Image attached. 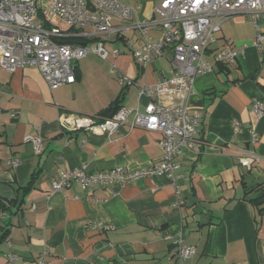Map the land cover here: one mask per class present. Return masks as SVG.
Segmentation results:
<instances>
[{"label": "crops", "instance_id": "crops-1", "mask_svg": "<svg viewBox=\"0 0 264 264\" xmlns=\"http://www.w3.org/2000/svg\"><path fill=\"white\" fill-rule=\"evenodd\" d=\"M119 1L135 8V18L112 19L121 30L106 41L109 57L90 53L76 61L74 83L52 89L36 66L13 72L0 66V235L8 230L0 238V264H264V215L250 202L264 192V114L253 110L255 98L264 102V43L253 44L258 28L247 12L223 23L205 56L213 69L199 74L195 92L184 96L189 109L201 113V146L179 159L178 185L151 175L92 193L71 182L52 193L66 170L132 171L162 158L158 132L125 124L108 136L69 131L61 122L75 114L104 117L117 104L143 110L148 98L139 87L172 71L170 47L146 65L132 53L144 43L134 20L158 18L159 0ZM258 24L264 33V12ZM148 35L156 39L159 26H150ZM70 39L96 44L92 26L74 30ZM225 46L241 50L229 65L215 58ZM120 73L134 81L122 83ZM29 135L42 138V154L26 141ZM249 150L260 158L252 166L239 160ZM179 236L196 247L191 258H179Z\"/></svg>", "mask_w": 264, "mask_h": 264}, {"label": "built area", "instance_id": "built-area-1", "mask_svg": "<svg viewBox=\"0 0 264 264\" xmlns=\"http://www.w3.org/2000/svg\"><path fill=\"white\" fill-rule=\"evenodd\" d=\"M46 6L47 10H44L37 0H0V66L12 72L27 65L36 66L52 89L74 83L75 62L88 54L95 53L104 59L109 57L106 41L111 34L121 30L113 23L114 17L132 19L136 16L134 7L119 0H47ZM154 11L158 18L134 20L133 28L139 30L144 43L140 48L132 49L133 57L138 64L146 65L170 47L173 68L156 83L139 87L140 95L148 98L144 109L121 106L110 117L75 114L71 122L67 117H62L61 122L69 131L84 129L108 136L119 132L125 124L158 132L161 134V160L149 168L132 171L123 166L95 172H88L84 167L66 170L53 183L52 193L71 182H78L84 191L92 193L97 186H125L151 175H166L178 185L183 177L178 173L179 159L186 150L201 146L196 137L202 128L201 113L191 111L184 96L195 92L194 83L199 74L213 69L205 56L223 23L235 13L247 12L258 28L253 44L261 48L264 43V33L258 24L264 12V0H159ZM152 25L159 26L156 39L148 35ZM90 26L96 39L95 47L71 41L74 30ZM129 45H132L131 40ZM240 52L238 48L225 46L215 53V58L217 62L229 65L236 61ZM119 77L125 84L134 81L124 73ZM163 97L170 98V102H163ZM253 110L259 115L264 114V102L255 98ZM10 113L13 117L17 114L15 110ZM235 128H239L238 123ZM25 139L33 143L36 154L45 150L42 138L29 135ZM252 140H257L256 132H253ZM239 160L252 166L260 158L249 150L242 153ZM11 163L17 166L20 160L14 159ZM176 246L181 260L196 253V247L185 244L182 236L177 238ZM8 256L12 261L18 259L11 253ZM41 264L50 262L42 260Z\"/></svg>", "mask_w": 264, "mask_h": 264}, {"label": "trees", "instance_id": "trees-1", "mask_svg": "<svg viewBox=\"0 0 264 264\" xmlns=\"http://www.w3.org/2000/svg\"><path fill=\"white\" fill-rule=\"evenodd\" d=\"M121 107L120 104L111 106L107 111H106V116H104V118L106 117H110L113 116ZM250 202H252L254 204V206L256 207V210L258 212L259 215H264V192H260L256 197L251 198ZM7 231H4L1 235L0 238H6L7 236Z\"/></svg>", "mask_w": 264, "mask_h": 264}, {"label": "rangeland", "instance_id": "rangeland-1", "mask_svg": "<svg viewBox=\"0 0 264 264\" xmlns=\"http://www.w3.org/2000/svg\"><path fill=\"white\" fill-rule=\"evenodd\" d=\"M38 2H39V5L41 6V7H43V9L44 10H47V6H46V1L47 0H37ZM110 44V43H109ZM116 45V44H115ZM117 47H119V44H118V46Z\"/></svg>", "mask_w": 264, "mask_h": 264}, {"label": "water", "instance_id": "water-1", "mask_svg": "<svg viewBox=\"0 0 264 264\" xmlns=\"http://www.w3.org/2000/svg\"><path fill=\"white\" fill-rule=\"evenodd\" d=\"M88 6H90V2H88ZM92 10H94V8H92Z\"/></svg>", "mask_w": 264, "mask_h": 264}]
</instances>
